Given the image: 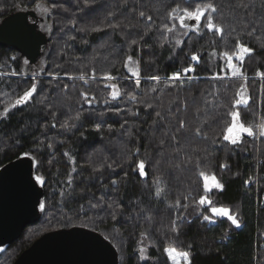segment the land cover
<instances>
[{
    "label": "trees",
    "instance_id": "trees-1",
    "mask_svg": "<svg viewBox=\"0 0 264 264\" xmlns=\"http://www.w3.org/2000/svg\"><path fill=\"white\" fill-rule=\"evenodd\" d=\"M207 3L216 27L182 31L198 21L183 9ZM27 8L43 12L51 37L36 61L0 43V168L33 159L41 217L5 244L0 264L75 225L111 240L116 264H264V136L255 132L264 117V0H0V20ZM239 44L252 49L240 64L246 80L225 57ZM33 83L31 99L17 104ZM241 96L247 105L235 103ZM233 112L253 133L236 144L225 139ZM209 174L221 187L205 188ZM212 205L229 207L239 226L213 216Z\"/></svg>",
    "mask_w": 264,
    "mask_h": 264
},
{
    "label": "water",
    "instance_id": "water-1",
    "mask_svg": "<svg viewBox=\"0 0 264 264\" xmlns=\"http://www.w3.org/2000/svg\"><path fill=\"white\" fill-rule=\"evenodd\" d=\"M34 8L14 10L0 20V43L16 46L36 61L48 50L51 30L39 27ZM43 192L30 156L0 168V244L15 240L41 217ZM116 247L101 232L75 225L47 231L24 249L13 264H116Z\"/></svg>",
    "mask_w": 264,
    "mask_h": 264
},
{
    "label": "snow or ice",
    "instance_id": "snow-or-ice-1",
    "mask_svg": "<svg viewBox=\"0 0 264 264\" xmlns=\"http://www.w3.org/2000/svg\"><path fill=\"white\" fill-rule=\"evenodd\" d=\"M53 7H56V5H53ZM178 9H180V6H179V5H176V8H174L173 11H172V13H169V15H174V13H175ZM210 11H211V12H215V11H216L215 6H214L212 3H207V4H204L203 6H201L200 4H197V5L195 6V11H194V12H189L187 8L183 9V12H184L185 15L187 16V18H195V19L199 20V19H201V18L203 17V18L205 19V21H206L207 27H208L209 29H213V28H215L216 26H215L214 23H213V19H212V17H211V16H206V15H205L206 13H208V12H210ZM108 15H110V16H114V13H111V12H110V13H108ZM140 15L143 16L144 13L141 12ZM147 19L151 20L152 17L149 16V17H147ZM180 22H181V24H184V16H181V17H180ZM73 23H74V22H73ZM109 26H110V27H115L114 25H109ZM165 28H166L167 31H169V32L172 31V29H168V28H167V25H165ZM93 30H99V29H93ZM217 30L222 32V31H223V28H219V29H217ZM132 43L135 44V43H137V41L133 40ZM240 48L243 50L244 53H250V52L252 51V49H249V48H247V47L244 46V45H240ZM225 57H226V59L231 60V57L228 56L227 53H225ZM239 58H240L241 60H243V59H244V56L241 55ZM192 59H193V60H196L197 62L199 61V57L196 56L195 54H193ZM128 60L131 61V60H132V57L129 56V57H128ZM129 71H131V69H129ZM194 71H195V68H193V67H191V66H190L189 68H186V69L183 70L185 77H187L188 73H190V72H194ZM232 75H233V76H238V75H239V76L243 77V79H245V80L247 79L246 76H243V73H239V72H237V71H235V70L232 71ZM259 75L264 76V73H259ZM133 77L136 78V79H135V83H136V85H139V84H140L139 73H138V72H133ZM106 78H107V79H112V80H115V79H116V77H113V76H110V75L107 76ZM172 78H174V79H176V80H179V79L181 78L180 73H179V72H177V73H173V74H172ZM151 79L155 81V80H158L159 77H157V76H153V77H151ZM36 87H37L36 84L33 83L32 86H31V89H30L29 91H26V92L24 93V95H23L20 99L17 100L16 103H17V104H24V103H27V102L31 99V97L33 96V93L36 92ZM106 87H109V88H113V89H114V88L116 87V85H115V84H111V85H106ZM242 87H243V86H242ZM111 95H112V98H113V99H116V98L119 97L120 94H119L118 92H116V91H113ZM85 98L87 99V97H85ZM133 99H134V97H133ZM88 102L91 103L90 100H89ZM235 103H236L237 105H240V104H245V105H247V103H248V98L241 96L239 99H236V100H235ZM158 115H159V114H158ZM232 115H233V117H236V118L239 117V113H238V112H233ZM236 127H237V125H236L235 122H234V123L228 128V135L225 136V139H226V140H229V141H230L231 143H233V144L238 143V139L232 135L233 129L236 128ZM238 127H239V130H240V133H241V134H243V133H245V132L248 133L249 135H252V134H253V133H252V128H251V127H245L243 124H239ZM258 127H259V129H260L259 134H260L261 136H264V124H260V125H258ZM221 166H222V167H226V165H221ZM139 167H140L141 170H143V167H144V163H143V161L140 162ZM37 179H39V177H37ZM206 179H207V177H206ZM216 186L219 187L220 185L217 184ZM160 191H161V190H158L156 194H157V195H160ZM208 202H209V201H207L205 197H201V199H200V203H201V204H203V203H208ZM212 212H213V213H216L217 215H229V211H228L227 209H223V208H213V209H212ZM204 219H205V220H210L211 217H209V216H205ZM230 219H232V221H233L234 224H236L237 226H239V225H238V221H237L234 217H230ZM169 251H170V250H169ZM185 255H187V254L185 253Z\"/></svg>",
    "mask_w": 264,
    "mask_h": 264
},
{
    "label": "rangeland",
    "instance_id": "rangeland-1",
    "mask_svg": "<svg viewBox=\"0 0 264 264\" xmlns=\"http://www.w3.org/2000/svg\"><path fill=\"white\" fill-rule=\"evenodd\" d=\"M38 14H41V15L43 16V12H42V11L39 12ZM207 16H208V15H207ZM193 19H195V18H193ZM203 20H204V19H203ZM203 20H202V18L199 19V20L197 21L196 24H194V25H192V26H190V27H189L187 24H185L186 29L183 30L184 28H182V31H188L189 29H196V30L200 29V27H201L202 25H207V24L205 23V20H204V21H203ZM39 27H40V26H39ZM40 28L43 29L42 25H41ZM238 46H239V49L237 50L236 54H234L233 56H230V57H231V60H228V64H229V67H230L231 72H232L233 70L239 72L240 67H241L240 64H241V62L243 61V60H241L239 57H240L241 55H243V56L245 57V56L248 54V53H244V52H243V50L240 48V44H239ZM246 47H247V46H246ZM247 48H249V47H247ZM249 49H251V48H249ZM128 69H131V71H130L131 73H133V72H139V63H138V60L135 59V58H132V60L128 62ZM0 72H3V71H1V69H0ZM109 75L112 76L111 74H107L106 77L109 76ZM110 80H111V79H110ZM112 84H113V83H112ZM113 91L118 92L117 85H116V87L113 89ZM243 94H244V93H243ZM243 97H245V96H243ZM234 122H235V124L237 125V127L233 129L232 135H233L234 137H236V138L238 139V141H239V140L241 139V137H242L244 134H247L246 132L243 133V134L240 133V130H239V127H238L239 124H243L245 127H249V126L245 125V124L240 120L239 117L236 118V117H233V115H232V117H231V119H230V121H229V123H228V125H227V127H226V133H225V136L228 135V128H229ZM260 124H264V117H260L259 120H258V122L255 124L256 137H258V138L261 136V135L259 134L260 129H259V127H258V125H260ZM206 177H207V179H206ZM38 181H40V178L38 179ZM217 184H219V185H220L219 187H221V183H220L219 179H218L216 176H214V175H212V174L205 175V177H204V186H205L206 189L209 190V189H213V188H219V187L216 186ZM213 208H223V209H227V210L229 211V215H217L216 213H213V212H212V209H213ZM211 213L213 214V216H216V215H217V216H226V217H228V218H230V217H234V218L238 221L236 214H235V213H234L229 207H226V206H216V205H212V206H211ZM231 220H232V219H231ZM238 225H239V221H238ZM5 248H6V245H5V244H0V256H1L2 252L5 250ZM142 253H143V255H146V249H145V248L142 249Z\"/></svg>",
    "mask_w": 264,
    "mask_h": 264
},
{
    "label": "flooded vegetation",
    "instance_id": "flooded-vegetation-1",
    "mask_svg": "<svg viewBox=\"0 0 264 264\" xmlns=\"http://www.w3.org/2000/svg\"><path fill=\"white\" fill-rule=\"evenodd\" d=\"M39 13V12H38ZM37 23L39 24V26L42 24V27L44 30H46V28L48 27V21L47 19H45L42 16H39V18L37 19Z\"/></svg>",
    "mask_w": 264,
    "mask_h": 264
},
{
    "label": "bare ground",
    "instance_id": "bare-ground-1",
    "mask_svg": "<svg viewBox=\"0 0 264 264\" xmlns=\"http://www.w3.org/2000/svg\"><path fill=\"white\" fill-rule=\"evenodd\" d=\"M10 70V69H9Z\"/></svg>",
    "mask_w": 264,
    "mask_h": 264
}]
</instances>
